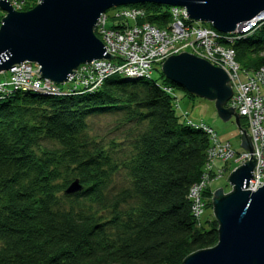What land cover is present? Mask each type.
Listing matches in <instances>:
<instances>
[{"label": "trees", "instance_id": "16d2710c", "mask_svg": "<svg viewBox=\"0 0 264 264\" xmlns=\"http://www.w3.org/2000/svg\"><path fill=\"white\" fill-rule=\"evenodd\" d=\"M137 5L158 28L170 22L169 7ZM227 46L242 70L264 66V21ZM160 77L0 99V264H182L216 244V221L197 224L188 199L208 135L179 121L161 85L179 87ZM100 115L119 116L126 137L91 135L88 119ZM118 173L125 185L113 191ZM74 179L82 189L65 194Z\"/></svg>", "mask_w": 264, "mask_h": 264}, {"label": "water", "instance_id": "95a60500", "mask_svg": "<svg viewBox=\"0 0 264 264\" xmlns=\"http://www.w3.org/2000/svg\"><path fill=\"white\" fill-rule=\"evenodd\" d=\"M136 4L182 7L189 20L208 23L223 34L264 19V0H39L25 11H16L8 0H0V8L6 12L0 24V72L30 62L38 66L41 79L63 84L80 65L114 57L105 51L94 26L108 9ZM160 71L189 95L212 101L222 121L233 117L240 127L234 107H225L232 91L222 68L180 52L165 58ZM241 133V147L253 152L249 136L243 129ZM255 162L250 154L249 160L229 172L230 190L212 192L217 242L188 254L182 264H264V186L247 189ZM82 187L74 179L64 193L73 194Z\"/></svg>", "mask_w": 264, "mask_h": 264}, {"label": "built area", "instance_id": "2783aa9c", "mask_svg": "<svg viewBox=\"0 0 264 264\" xmlns=\"http://www.w3.org/2000/svg\"><path fill=\"white\" fill-rule=\"evenodd\" d=\"M31 1L33 0H8L16 11H23ZM168 11L171 19L164 28L149 23L145 8L137 4L116 8L111 15L102 13L94 26V33L101 40L105 51L114 56L112 59L92 60L80 65L70 75L67 81L70 86L67 88L41 79L36 64H15L9 70L0 72V99L14 91L53 96L76 91L92 92L111 75L149 79L152 78L155 65H160L168 56L180 52L191 53L222 68L228 75L232 91L225 107H234L233 111L239 115V121L243 120L253 152L243 150L235 156L229 142H219L211 126L202 121L194 123L185 119L186 124L199 127L209 138L207 161L202 174L188 190L192 215L199 224L206 203L211 201V182L231 171L229 168L226 172L224 167L217 172L213 171L212 162L216 158L227 162L234 157L237 167L249 160L250 154L253 155L256 162L252 170L253 178L248 181L247 189L255 191L264 186V66L253 71L242 70L235 61V51L227 46L243 38L256 27L257 22L264 19L252 20L238 31L223 34L208 23L189 20L182 7H169ZM5 15L6 12L0 8V24L1 17ZM109 19H113L111 25H108ZM161 88L168 94L173 92L169 85H161ZM209 190L210 195L205 194Z\"/></svg>", "mask_w": 264, "mask_h": 264}, {"label": "rangeland", "instance_id": "374dc122", "mask_svg": "<svg viewBox=\"0 0 264 264\" xmlns=\"http://www.w3.org/2000/svg\"><path fill=\"white\" fill-rule=\"evenodd\" d=\"M38 0L31 1L30 4H27L28 9L34 7ZM25 10H28V9ZM113 7L106 11L107 15H111L116 8ZM112 20L109 19L108 25H111ZM203 24V23H202ZM160 65H155L152 72V78L161 81L160 77ZM2 78V75H0ZM62 88H67L70 86L68 82H65L60 85ZM172 96L175 97L173 100L174 109L176 116H178L179 121L185 122L186 120H191L194 123H198L202 121L203 123L211 126L215 132L219 142H229L230 149L235 152V156L241 154L243 152V148L241 147V129H246L243 120L242 126L239 129L235 124L233 117H231L228 121H222L214 108V104L212 101H208L199 97H191L187 96L186 93L180 88H173ZM184 114H187L185 117ZM119 116L117 115H100V116H92L88 119L89 128L91 130V135L97 136L98 139H101L104 142H110L112 140L120 141L126 137V126L120 125ZM213 171L217 172L222 167L226 169L228 172L229 168L232 170L236 167L235 158L229 159L227 162L221 161L219 158H216L212 162ZM227 173H223L221 176L217 177L211 182L210 188L211 190H215L217 188L223 189L226 193L230 190V186L227 183ZM125 185L124 176L122 173H118L114 176L113 182L111 183V187L113 191H116L122 188ZM213 218L212 215V207L211 205L206 206L202 215L201 222L204 227L207 228L206 221H209Z\"/></svg>", "mask_w": 264, "mask_h": 264}]
</instances>
